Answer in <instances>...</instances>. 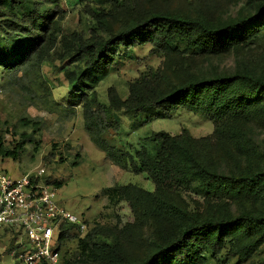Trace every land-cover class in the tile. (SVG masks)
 I'll list each match as a JSON object with an SVG mask.
<instances>
[{"label":"trees","instance_id":"trees-1","mask_svg":"<svg viewBox=\"0 0 264 264\" xmlns=\"http://www.w3.org/2000/svg\"><path fill=\"white\" fill-rule=\"evenodd\" d=\"M202 1L212 7L218 3L187 1L191 9L185 14L148 8V0H107V8L93 11L86 36L66 35L62 17L54 18L41 2L0 0V46L25 42L16 54L8 47L0 52V69L15 77L36 72L53 59L70 61L73 69L67 79L78 95L72 107L82 108L91 141L113 165L146 174L156 186L154 192L132 184L104 189L102 195L112 205L129 203L136 222L122 229L98 224L84 236L74 225H64L60 264H206L208 257L221 258L227 247L222 264H228L249 260L264 247V151L259 144L264 130V63L238 59L233 70L195 68L200 60L258 42L264 35V0H249L251 9L217 21L194 9ZM144 45L163 58L162 66L131 82L126 99L110 88L108 103H101L96 89L112 73L116 58ZM181 109L209 119L213 136L196 139L186 130L177 136L156 132L140 140L135 155L103 137L119 130L116 112L158 110L170 115ZM219 139L237 142L242 153L237 164L250 155L257 166L224 169L216 160L213 140ZM23 149V143L12 149L5 146L0 136L1 158L18 160ZM45 182L62 187L50 178ZM193 184L208 202L205 211L182 204L181 191ZM234 203L242 209L233 211ZM145 225L154 228L147 238L140 232ZM73 240L77 249L70 252Z\"/></svg>","mask_w":264,"mask_h":264},{"label":"rangeland","instance_id":"rangeland-1","mask_svg":"<svg viewBox=\"0 0 264 264\" xmlns=\"http://www.w3.org/2000/svg\"><path fill=\"white\" fill-rule=\"evenodd\" d=\"M34 1L52 10L54 18L62 17L61 26L66 35L77 32L89 36L93 26V11L107 8V0L85 3H79L78 0ZM187 1L192 0H148L147 7L158 6L161 10L187 14L191 9ZM246 8H252L249 0H218L214 7L202 1L194 9L208 20L217 21L222 17H238ZM24 45V41L14 44L7 42L0 46V52L8 47L11 55L16 54ZM151 49V45L138 46L127 56L116 58L112 73L96 89L101 103H108L110 88L116 89L126 99L131 82L140 78L144 72L162 66L163 58L152 55ZM238 59L253 65L264 63V35L253 45L240 47L221 57L200 60L195 68L233 70ZM71 69L73 64L70 61L60 63L56 59L44 63L36 72H21L15 77L0 69V136L5 146L11 149L22 143L24 145L18 160L0 157V170L19 179L43 168L46 171L44 180L50 178L51 181L62 183V187L58 188L57 202L84 219L89 230L98 224L122 229L136 222V214L128 202L112 205L102 195L103 190L116 185L132 184L154 192L156 186L146 174L136 175L113 165L106 154L91 141L84 128L82 108L72 107L78 95L73 93L69 84ZM114 116L120 124L119 130H109L103 137L113 146L133 155L139 148L140 140L156 132L164 131L177 136L186 130L194 138L200 139L212 137L215 131L209 119L183 109L170 115L154 110L137 115L116 112ZM213 141L217 150L216 160L224 169L238 171L239 168L255 166L252 161L254 158L250 155L242 157L237 164L242 153L233 139ZM259 144L264 151V130L259 135ZM195 187L196 184H193L190 189L181 191L182 204L190 210L198 208L205 211L209 207L208 202L194 190ZM258 207L263 206L260 204ZM239 209H242V204L232 205L233 211ZM153 229V225H145L140 228V232L147 238L152 235ZM18 240L13 233L0 230V264H23L19 255H11L13 250H18ZM68 248L70 252H75L77 240L71 241ZM227 252L228 247L221 258L208 257L206 264H222ZM263 263L264 247L249 260L235 259L228 264Z\"/></svg>","mask_w":264,"mask_h":264},{"label":"built area","instance_id":"built-area-1","mask_svg":"<svg viewBox=\"0 0 264 264\" xmlns=\"http://www.w3.org/2000/svg\"><path fill=\"white\" fill-rule=\"evenodd\" d=\"M45 174L42 168L14 179L0 170V230L19 238L11 255L23 264H60L62 227L74 225L82 236L89 228L57 202L58 189Z\"/></svg>","mask_w":264,"mask_h":264}]
</instances>
